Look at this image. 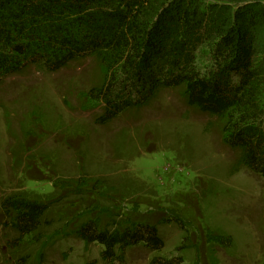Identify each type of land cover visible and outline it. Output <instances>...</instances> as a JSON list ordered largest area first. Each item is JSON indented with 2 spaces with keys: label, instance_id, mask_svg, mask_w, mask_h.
<instances>
[{
  "label": "trees",
  "instance_id": "16d2710c",
  "mask_svg": "<svg viewBox=\"0 0 264 264\" xmlns=\"http://www.w3.org/2000/svg\"><path fill=\"white\" fill-rule=\"evenodd\" d=\"M108 1L117 6L107 9ZM203 1L206 0H0V89L14 78L34 74L56 76L72 71V66L82 64L88 69L92 64L103 71V77L99 73L94 84L80 94L79 101L82 107L100 103L103 112L96 117V126L110 132L108 127L122 115L143 110L160 96L175 94L193 110V115L214 119L216 135L238 153L239 166L264 179V83L253 69L259 20L251 10L253 5L263 7L260 4L264 0H233L234 25H226L230 35L222 37L217 45L209 42L208 52L203 47L202 56L201 28L184 40L179 18L187 21L186 2ZM82 87L76 84L75 89ZM56 90L60 93V87ZM194 98L201 104H194ZM35 112L47 120L54 119L50 111ZM117 133L114 138L110 137L113 133L108 136L114 149L119 146V136L127 134L122 130ZM56 135L49 124H37L29 131L19 145L25 154L17 163L21 168L14 172L23 175L21 181L41 179L38 171L24 169L25 159L39 153L43 142L55 139ZM91 135L85 132L80 137L86 139ZM59 144L75 156L78 174L64 177L58 173V158L48 152L39 153L54 192L35 197L23 193L19 182L1 201L2 216L18 235V246L13 244L12 248L39 253L55 239L45 250V254H50L63 246L60 243L53 248L62 241L57 239L60 233L73 232L87 244L104 247L101 257L106 262L117 258L119 250L134 247L162 251L165 242L155 224L143 222L140 216H120L118 200L113 202L115 193L112 196L108 192L122 189L117 179L90 175L86 171L88 156L82 147L80 150L69 141ZM120 161L114 163L113 173L122 166ZM86 178L89 183L84 185ZM112 178L115 183L109 182ZM109 201V208L103 210ZM184 204L188 203L184 200ZM108 210L112 215L105 217L104 211ZM118 218L125 221L121 223ZM193 226L203 232L200 224ZM30 236L33 246L24 248ZM39 255L43 262V252ZM19 257L21 262L28 261L23 255ZM151 264L180 261L156 258Z\"/></svg>",
  "mask_w": 264,
  "mask_h": 264
},
{
  "label": "rangeland",
  "instance_id": "374dc122",
  "mask_svg": "<svg viewBox=\"0 0 264 264\" xmlns=\"http://www.w3.org/2000/svg\"><path fill=\"white\" fill-rule=\"evenodd\" d=\"M231 3L234 1L186 2L188 17L186 22L179 18L180 32L187 40L201 28L204 41L200 55L203 56V47L208 52L209 42L217 45L222 37L230 35L226 25H234L232 7L235 4ZM260 5L263 7L253 5L251 9L259 20L253 69L264 83V3ZM105 6L114 9L117 3L108 1ZM99 73L103 77V71L92 64L88 69L80 64L56 76L34 74L14 78L0 89V108H5L0 109V204L19 182L23 193L35 197L53 194L54 187L46 179L49 172L41 164L42 153L58 158V173L64 177L78 174L75 156L59 144V141H69L87 154L86 171L90 175L117 179L122 189L108 192L112 196L115 193L113 202L118 200L120 216H140L143 222L155 224L165 248L157 252H149L144 247L119 250L117 258L106 262L101 257L104 247L98 243L87 244L73 232H63L57 238L62 241L53 248L60 243L63 246L50 254H45V250L55 239L39 253L24 252L25 249L12 248L13 244L18 246L15 241L18 235L9 229L10 223L0 209V264H151L156 258L176 259L180 264H264V179L250 175L239 166L238 153L216 135L214 119L193 115V110L174 94L160 96L145 109L122 115L108 127L110 132H106L95 124L96 117L103 112L100 103L82 107L79 101L80 94L94 84ZM76 84H81L82 89L76 90ZM58 87L60 93L56 90ZM193 102L201 104L195 98ZM35 110L50 111L53 121L39 116ZM37 124H49L58 135L43 142L41 154L25 159L24 169L38 171L41 179L21 181L23 175L14 174L21 168L17 166L18 160L25 155L19 145ZM121 130L127 134L119 136V146L114 149L108 136L113 133L110 137L114 138ZM85 132L92 135L86 139L80 137ZM31 140L35 143L37 139ZM117 159L122 166L113 173ZM113 178L109 182L115 183ZM88 183L86 178L84 185ZM109 203L103 210L109 208ZM104 212L105 217L112 215L111 210ZM196 224H200L203 232L196 231L193 226ZM31 238H26L24 248L33 246ZM19 255L28 261L21 262Z\"/></svg>",
  "mask_w": 264,
  "mask_h": 264
}]
</instances>
